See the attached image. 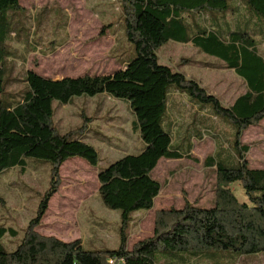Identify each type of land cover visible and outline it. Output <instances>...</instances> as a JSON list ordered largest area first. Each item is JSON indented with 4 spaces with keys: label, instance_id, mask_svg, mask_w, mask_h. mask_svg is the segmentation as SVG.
Wrapping results in <instances>:
<instances>
[{
    "label": "trees",
    "instance_id": "obj_1",
    "mask_svg": "<svg viewBox=\"0 0 264 264\" xmlns=\"http://www.w3.org/2000/svg\"><path fill=\"white\" fill-rule=\"evenodd\" d=\"M121 8L125 34L135 51L124 68L105 75L60 79L28 70L26 88L17 103L0 104V174L15 167L24 171L27 157L46 160L51 173L35 216L11 251L2 240L6 235L16 237L17 232L0 224V264H157L159 255L179 254L181 260L191 255L194 260L207 259L216 249L230 250L234 255L264 251V168L248 165L245 155L249 147L240 141L244 130L264 119V56L258 52L262 37L257 39L238 27L223 30L216 23V30L208 27L214 17L224 23L228 16L238 19L247 11L264 18V0H121ZM19 9V0H0V12ZM10 32L0 15V94L5 87L4 43ZM170 40L190 42L220 59L245 82L247 90L230 106L222 105L197 81L159 63L157 51ZM171 92L185 94L197 107L209 108L231 126L232 141L228 149L204 160L215 167L213 205L206 208L185 201L180 209L159 210L153 234L127 249L126 230L133 214L151 209L160 191V183L152 177L157 162L188 157L191 151L188 137L193 123L184 128L181 137L178 132V142L174 143L173 123L167 121ZM102 93L129 105L144 147L140 153L124 155L98 171L100 198L105 207L119 214V246L85 250L80 239L66 242L35 228L57 190L62 163L80 157L96 167L99 161L96 149L77 132H60L54 126L53 102L68 103L81 95ZM195 135L201 136L198 131ZM233 183L242 186L246 201H239L231 191Z\"/></svg>",
    "mask_w": 264,
    "mask_h": 264
},
{
    "label": "rangeland",
    "instance_id": "obj_2",
    "mask_svg": "<svg viewBox=\"0 0 264 264\" xmlns=\"http://www.w3.org/2000/svg\"><path fill=\"white\" fill-rule=\"evenodd\" d=\"M241 3V0H236ZM231 3V2H230ZM20 9L0 12L11 32L4 55L5 87L0 104L14 105L26 88V71L59 79L84 74L105 75L124 68L135 55L133 44L125 34L121 0H19ZM247 11L244 17H227L222 23L214 17L208 27L216 30L243 28L261 38L258 52L264 56V18ZM159 63L194 79L222 105L230 106L247 88L245 82L220 59L200 51L190 42L168 41L157 51ZM167 121H171L174 143L177 135L193 123L189 138V156L161 158L152 171L160 191L149 210L135 212L126 230V247L153 234L155 215L159 210L180 209L185 201L200 207H211L216 188L215 167L204 163L207 156L228 149L232 128L210 109L200 108L182 93L171 92ZM135 117L129 105L102 93L81 95L68 103L53 102V123L60 132H77L98 153V164L90 166L73 157L58 169L59 184L50 197L40 224L35 228L43 235L62 241L80 239L85 250L116 249L119 246L118 211L103 204L98 193L97 173L127 154H138L144 147L134 127ZM194 120V121H193ZM168 128L169 124L165 125ZM201 136H193L196 132ZM248 145L245 155L251 168H264V119L251 125L241 135ZM181 146L185 148L187 139ZM24 171L18 167L0 174V224L16 230V237L6 235L3 244L13 250L22 237L38 203L49 187L50 165L46 160L26 158ZM239 201H246L242 186H229ZM157 264H264V251L234 255L230 250L216 249L207 259L191 260L187 255H159Z\"/></svg>",
    "mask_w": 264,
    "mask_h": 264
},
{
    "label": "crops",
    "instance_id": "obj_3",
    "mask_svg": "<svg viewBox=\"0 0 264 264\" xmlns=\"http://www.w3.org/2000/svg\"><path fill=\"white\" fill-rule=\"evenodd\" d=\"M63 77H65V76H63ZM69 77H71V76H69ZM60 78H62V77H60ZM60 78H59V79H60Z\"/></svg>",
    "mask_w": 264,
    "mask_h": 264
}]
</instances>
